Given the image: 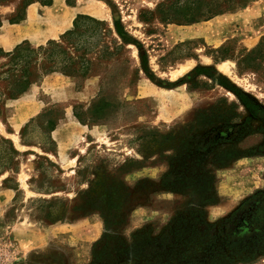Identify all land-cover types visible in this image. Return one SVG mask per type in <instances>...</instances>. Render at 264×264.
<instances>
[{
	"label": "rangeland",
	"instance_id": "374dc122",
	"mask_svg": "<svg viewBox=\"0 0 264 264\" xmlns=\"http://www.w3.org/2000/svg\"><path fill=\"white\" fill-rule=\"evenodd\" d=\"M45 1L0 0V22L23 16L30 2L44 16ZM163 1L66 0L86 5L93 14L78 15L106 22L111 32L80 20L83 37L63 39L75 29L73 22L56 39L25 41L13 63L10 57L0 62V264H90L105 227L85 194L102 195L113 184L130 187L121 234H159L191 205L187 193L159 184L178 156L202 143L230 141L206 160L216 176L207 195L213 199L205 207L208 223L220 224L264 189V51L258 52L264 0L194 25L140 21L141 12H153ZM116 21L128 36H119ZM49 41L63 48L47 46ZM42 46L48 50L40 51ZM67 54L78 71L80 57L90 59L86 79L44 74L52 60L60 63ZM26 70L31 85L23 92ZM50 75L60 80L46 83ZM39 86L45 107L12 128L8 106ZM102 101L112 107L98 123L75 117L76 110L89 114ZM55 137L65 143L64 151ZM225 150L236 160L218 167ZM251 264H264V257Z\"/></svg>",
	"mask_w": 264,
	"mask_h": 264
},
{
	"label": "trees",
	"instance_id": "16d2710c",
	"mask_svg": "<svg viewBox=\"0 0 264 264\" xmlns=\"http://www.w3.org/2000/svg\"><path fill=\"white\" fill-rule=\"evenodd\" d=\"M249 1L165 0L153 12H141L140 21L145 24L158 20L164 25H194L201 21H210L228 11L246 7ZM52 3L53 0H48L43 2V5L51 6ZM30 5L31 2L25 4L24 15L10 20V23L19 24L25 21L26 10ZM80 20L88 21L92 24V29L98 30V27H103V30L111 32L106 22L90 16L78 15L74 21L75 29L66 32L64 40L83 37L80 33L82 27ZM1 26L2 22L0 28ZM115 26L120 37L128 36V33L119 28L117 21ZM27 45L28 42H23L10 53H5L0 48V58L10 57L12 58L10 62L13 63L14 60L21 58V52ZM53 45L63 48L56 41L47 43V46ZM39 50L48 49L42 46ZM223 51H225L224 46L217 52ZM262 51H264V41L258 47V52ZM147 57V55L143 56L145 65ZM80 59L82 67L79 71L74 58L67 54L60 63L52 60L50 67H44V74L60 72L68 77L80 75L86 79L89 76L91 62L86 57ZM24 74L27 79L23 92H26L31 85L32 74L28 70L24 71ZM111 107V103L102 101L94 103L89 109V114L79 113L77 110L74 114L82 124L86 123L87 118L92 124H96L103 119ZM229 143L230 141L225 139L213 140L206 145L202 143L201 146L194 148L192 153L178 156L176 162L170 166L159 187L170 192L187 193L191 205L187 211L178 213L175 219L157 235L152 234L150 230L140 231L129 239L121 234L124 218L120 213L130 204V187L121 184L123 186L121 188L113 184L105 188L102 195H98L96 190L86 193L87 207L90 211L100 213L105 227L102 239L94 245L93 260L90 264H251L264 257V189L257 191L220 224H210L205 218V207L213 202V199L208 198L207 195L214 191L216 184V176L211 167L205 165L206 160L221 149L222 145ZM218 156L215 161L218 167H225L236 160V155L231 150L222 151ZM58 220L63 219H53L52 222Z\"/></svg>",
	"mask_w": 264,
	"mask_h": 264
},
{
	"label": "crops",
	"instance_id": "0c3cea01",
	"mask_svg": "<svg viewBox=\"0 0 264 264\" xmlns=\"http://www.w3.org/2000/svg\"><path fill=\"white\" fill-rule=\"evenodd\" d=\"M40 8L44 10V16L39 14L40 10L33 4L27 9L26 20L24 22L19 24H11L6 20L2 22L0 28V48L5 53L12 52L18 45L25 41L43 44L49 39H56L72 27L78 14L84 12L88 13L86 5L84 6L83 3L80 2L74 6H69L66 0H55L52 6H40ZM88 14L93 13L89 12ZM68 18H70V23L65 27L63 25ZM51 19H53L52 24L50 21ZM50 31H53L55 34L53 33L50 36ZM4 59L3 57L0 58V62ZM57 80H60V78L54 75L45 78L46 83L48 82L51 84ZM41 89V86L37 89H31L26 93V96L12 101L8 106L11 108L9 111L8 124H10L12 128L17 124H19V128H21L29 119L35 117L45 107L44 102L40 101L37 97ZM12 108L15 109L13 110ZM68 121H71V119H68ZM57 134V136H59V129ZM55 140L58 144V149L64 151L65 148H63V146L65 143L63 140H58V137H55ZM6 193L8 196L13 197L11 190H6Z\"/></svg>",
	"mask_w": 264,
	"mask_h": 264
},
{
	"label": "bare ground",
	"instance_id": "6f19581e",
	"mask_svg": "<svg viewBox=\"0 0 264 264\" xmlns=\"http://www.w3.org/2000/svg\"><path fill=\"white\" fill-rule=\"evenodd\" d=\"M223 66H221L220 68L222 69Z\"/></svg>",
	"mask_w": 264,
	"mask_h": 264
}]
</instances>
